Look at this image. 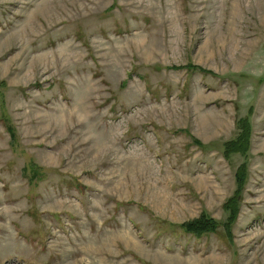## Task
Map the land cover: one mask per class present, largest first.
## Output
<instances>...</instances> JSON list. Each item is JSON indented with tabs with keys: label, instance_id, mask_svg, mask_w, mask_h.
Instances as JSON below:
<instances>
[{
	"label": "rangeland",
	"instance_id": "374dc122",
	"mask_svg": "<svg viewBox=\"0 0 264 264\" xmlns=\"http://www.w3.org/2000/svg\"><path fill=\"white\" fill-rule=\"evenodd\" d=\"M0 264H264V0H0Z\"/></svg>",
	"mask_w": 264,
	"mask_h": 264
},
{
	"label": "trees",
	"instance_id": "16d2710c",
	"mask_svg": "<svg viewBox=\"0 0 264 264\" xmlns=\"http://www.w3.org/2000/svg\"><path fill=\"white\" fill-rule=\"evenodd\" d=\"M187 69L191 70H201L199 68H194L193 66H188ZM10 135L12 133L8 128ZM237 135L230 141L224 142L221 145L222 148V156L225 160L229 161L232 156L238 155L244 159L242 164L238 166L235 172L234 181H235V191L234 194L224 203V210L227 213L226 221L221 224L225 230L227 237L231 235V227L234 225L238 208L241 202V198L243 195V191L245 189L247 180H248V154L251 146V124L247 117L238 119L237 121ZM195 144L205 149L200 142L195 141ZM28 172L29 175H26ZM26 178L29 179L30 182H40L43 178L36 170V168L32 166H28L25 171ZM219 227V223L208 217L206 214H203L199 219L194 220L189 223H184L179 226L181 230L184 232L194 235V236H202L208 233L214 232ZM230 238V237H229Z\"/></svg>",
	"mask_w": 264,
	"mask_h": 264
}]
</instances>
